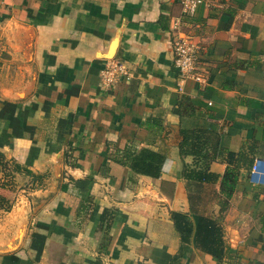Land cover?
Returning <instances> with one entry per match:
<instances>
[{"label": "crops", "instance_id": "1", "mask_svg": "<svg viewBox=\"0 0 264 264\" xmlns=\"http://www.w3.org/2000/svg\"><path fill=\"white\" fill-rule=\"evenodd\" d=\"M184 32L205 82L180 78ZM114 59L132 75L107 83ZM183 129L264 159V0L191 16L181 0H0V264H264V184L243 167L222 211L227 152L204 177ZM200 216L223 229L222 261L196 244Z\"/></svg>", "mask_w": 264, "mask_h": 264}, {"label": "trees", "instance_id": "2", "mask_svg": "<svg viewBox=\"0 0 264 264\" xmlns=\"http://www.w3.org/2000/svg\"><path fill=\"white\" fill-rule=\"evenodd\" d=\"M182 135V153L194 155L196 165L199 164L201 169L200 173L204 177H207V171L210 169L212 160H215L219 155L227 152L230 161L221 182V192L224 194V198L221 200V210L225 211L228 205V198H230L236 190L241 175V169L246 167L251 172L255 161V157L253 156L254 152L252 151V155H250V153L244 150L237 153L227 151L221 146L220 135L213 134L205 129H183ZM5 163L4 154L0 151V166H3ZM16 167L19 168L17 164ZM133 167L141 172H146V165L134 164ZM1 206L4 207L2 198H0V207ZM107 215L111 217L109 210L106 209L103 218L105 219ZM186 217L187 216L183 214H174L176 225L181 231L184 239L190 238L194 228L192 221ZM110 219H112V217ZM260 220L262 223V231L264 232V214L261 215ZM109 221L108 219L107 223ZM195 241L198 246L211 253L218 262L222 261L223 257L226 255V243L223 238V229L216 219L200 216Z\"/></svg>", "mask_w": 264, "mask_h": 264}, {"label": "built area", "instance_id": "3", "mask_svg": "<svg viewBox=\"0 0 264 264\" xmlns=\"http://www.w3.org/2000/svg\"><path fill=\"white\" fill-rule=\"evenodd\" d=\"M209 0H181L184 12L189 16L194 15L198 7ZM183 21L177 19L174 28L181 30ZM175 65L179 71L180 78L194 79L198 82H205L206 75L202 69V52L200 43L189 32L178 34L174 40ZM107 83H114L121 77H130L132 71L122 60H109L102 70ZM251 181L254 184H264V159L258 158L251 169Z\"/></svg>", "mask_w": 264, "mask_h": 264}]
</instances>
